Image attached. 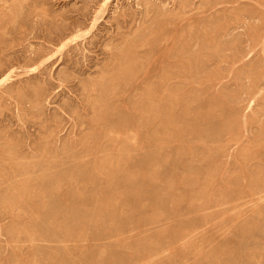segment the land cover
Returning a JSON list of instances; mask_svg holds the SVG:
<instances>
[{
	"label": "rangeland",
	"instance_id": "374dc122",
	"mask_svg": "<svg viewBox=\"0 0 264 264\" xmlns=\"http://www.w3.org/2000/svg\"><path fill=\"white\" fill-rule=\"evenodd\" d=\"M0 264H264V0H0Z\"/></svg>",
	"mask_w": 264,
	"mask_h": 264
},
{
	"label": "bare ground",
	"instance_id": "6f19581e",
	"mask_svg": "<svg viewBox=\"0 0 264 264\" xmlns=\"http://www.w3.org/2000/svg\"><path fill=\"white\" fill-rule=\"evenodd\" d=\"M82 37V36H81ZM33 71V70H32Z\"/></svg>",
	"mask_w": 264,
	"mask_h": 264
}]
</instances>
